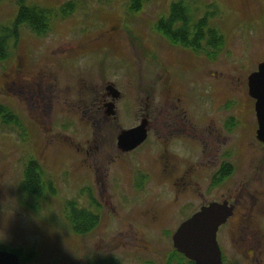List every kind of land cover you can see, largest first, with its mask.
<instances>
[{"label":"rangeland","instance_id":"374dc122","mask_svg":"<svg viewBox=\"0 0 264 264\" xmlns=\"http://www.w3.org/2000/svg\"><path fill=\"white\" fill-rule=\"evenodd\" d=\"M128 1L23 0L24 6L49 12L45 14L49 30L36 36L21 29L16 44L10 43L9 57L0 63V105L19 122L17 126L0 123V247L9 252L33 250L36 256L29 264H111L114 259L121 264H164L172 251L171 241L163 237L157 241L145 231V243L138 238V247L124 246L122 242L129 239L117 231L129 230L130 224L140 230L149 228L143 214L152 213L158 218V226L171 227L170 233L186 216L180 213L171 217L167 206L140 207L124 216L129 206L115 202L114 197L121 196L111 189V123H88L64 104L51 107L46 100H30L14 92L11 83L18 76L21 86L28 89L32 81L46 89L49 78L62 96L67 90L71 97L81 88L100 86L104 81L113 83L128 100L127 111L119 114L122 123L134 124L142 101H162L160 84L167 78L165 74L172 77L174 88L167 87L173 88L171 94L184 99L189 118L191 108L201 111L210 103L213 107L227 103L232 81L240 87L257 65L264 63V0H151L138 11L128 10ZM17 2L0 0V27H10ZM69 2L74 4L72 12L61 16L59 8ZM173 3L187 9L190 21L205 18L208 28L222 36L217 59L208 64L212 71L226 76L224 82L228 83L209 85L203 80L207 75L202 57L171 45L157 32V22L167 18ZM217 78L213 76V80ZM180 81L185 83V90ZM245 91L239 88L231 99L235 104H231L237 105L241 117L248 118L252 100ZM153 117H159L156 110ZM179 146L172 142L169 152L174 154ZM236 153L237 178L252 152L243 145ZM30 160L40 164L42 181L45 185L51 182L54 189L45 188L37 202L20 189L24 166ZM88 160L99 166L98 174L88 168ZM259 161L264 170V149H260ZM158 184L164 199L176 193V188L163 186L157 179L148 185L147 197H156ZM122 185L129 188L127 181ZM69 202L100 216L91 233H73L66 211ZM217 243L224 264H243L242 249L233 238L219 237ZM262 260L264 264V254Z\"/></svg>","mask_w":264,"mask_h":264},{"label":"flooded vegetation","instance_id":"af4514ba","mask_svg":"<svg viewBox=\"0 0 264 264\" xmlns=\"http://www.w3.org/2000/svg\"><path fill=\"white\" fill-rule=\"evenodd\" d=\"M169 47L174 49V47ZM199 56L203 59L204 71L207 75L203 78L205 82L209 85V82L212 84L228 83L224 82L227 80L226 76L222 73L217 74L209 67L210 62L216 61L217 58L213 60L204 55ZM165 76L166 79L163 75L160 76L162 81L165 79L160 84L161 93L164 92L162 101H142L139 116L134 124L122 123L119 114L127 111L128 100L122 91L117 90L113 83L107 81H102L100 86L76 90L73 97L67 96L69 93L67 90L63 91L65 95L62 96L60 91L54 89L49 78L46 82V89H43L42 84L34 81L30 89L21 86L20 76L17 81L11 83V87L14 92L23 93L30 100H46L47 105L51 107L64 104L88 123H111V175H113L111 176L113 179L111 189L116 190L121 196L114 197L115 202L117 201L123 207L129 206L125 207L128 210L127 214H123L124 216H129L133 210L140 207L145 209L147 206H167L171 209V217L181 213L182 217L186 216L185 221L211 203H226L232 209V214L218 228L216 239L219 237L233 238L235 245L242 249L243 264H263L264 170L259 161V154L260 149H264V145L256 139L257 123L254 101L248 96L252 100L250 112L248 108L250 117L243 118L236 108L237 105H234L235 100H231L239 88L245 91L246 87L245 94L248 95L247 81L241 83L240 87L232 81V92L230 98L226 99L227 103L219 107H213L210 103V106L204 107L201 111L191 108L188 118L184 99L180 95L171 94V89L174 88L171 83L172 77L170 79L168 74ZM213 76L218 77L216 81L213 80ZM180 82L185 90V83ZM168 85H172L173 88H168ZM211 87L209 95L213 92ZM155 110L158 112L159 117L157 118L153 117ZM141 124H144L146 132L144 141L133 150L124 151L119 148L118 137L121 133ZM175 141L180 144L181 149L174 151L173 154L169 152V147ZM243 145L252 152V156L249 160L247 159L243 172L239 173L236 178V152L240 151ZM91 148L89 147V151ZM86 165L93 173L98 174L100 171L96 163L88 160ZM157 179L158 182L163 183L161 184L163 186L168 184L176 188L173 197L169 199L161 197L162 186L159 184L155 188L156 197H147L150 189L148 185ZM125 181L129 188L122 185ZM229 183L231 186L228 188ZM127 190L131 196H128ZM112 197L111 195V199ZM114 213L115 209L112 207L113 217ZM143 217H146V227L149 228L140 230L137 229L139 227L130 224L127 228L129 230L117 231L119 236L129 239V241L122 242L124 246L138 247L139 239L145 243L143 239L145 231L156 236L157 241L162 240L161 237H163L164 240L171 241L172 245V236L179 225L171 231L172 233H169L171 227L158 226L156 215L147 213L143 214ZM132 247L130 246L129 251ZM176 255L178 253L172 246V251L164 258V264H168L170 260L172 264H178ZM221 258L224 264L223 256ZM115 262V259L111 260V264ZM143 264L152 263L146 261Z\"/></svg>","mask_w":264,"mask_h":264},{"label":"trees","instance_id":"16d2710c","mask_svg":"<svg viewBox=\"0 0 264 264\" xmlns=\"http://www.w3.org/2000/svg\"><path fill=\"white\" fill-rule=\"evenodd\" d=\"M151 0H129L128 10L138 11L143 4ZM74 4L66 3L59 8L61 16H68L72 12ZM47 10L38 7L24 6L23 0L17 2V13L10 27H0V63L5 62L10 54V43L15 45L19 39L21 29L26 28L36 36L45 35L49 30L48 22L45 19ZM157 32L161 33L173 46L189 49L197 55H204L209 59H215L217 52H220L223 45V38L218 33L208 28L205 18L190 21L187 9L181 3H173L169 8L167 18L156 24ZM15 115L4 106L0 105V123L3 126L19 125ZM43 171L34 160L28 161L23 170V178L20 189L27 196L32 197L36 202L43 197L45 188L54 191L51 182L46 185L42 181ZM42 176V177H41ZM68 220L74 234L84 236L96 228L99 224V215L87 209L77 208L74 202L67 204ZM0 250H4L0 247ZM19 258L21 263H31L36 253L28 250L22 253L21 250H11ZM178 264H192L186 261L181 255H176ZM168 264H172V260Z\"/></svg>","mask_w":264,"mask_h":264},{"label":"water","instance_id":"95a60500","mask_svg":"<svg viewBox=\"0 0 264 264\" xmlns=\"http://www.w3.org/2000/svg\"><path fill=\"white\" fill-rule=\"evenodd\" d=\"M247 93L254 101L256 139L264 145V63H259L256 71L248 76ZM145 137L144 124H141L122 132L118 146L124 151L133 150ZM231 214L232 209L226 203H211L201 208L176 229L172 236L173 249L192 264H222L216 232ZM0 264L22 263L15 253L0 250Z\"/></svg>","mask_w":264,"mask_h":264}]
</instances>
